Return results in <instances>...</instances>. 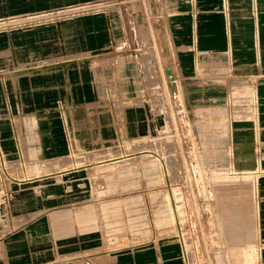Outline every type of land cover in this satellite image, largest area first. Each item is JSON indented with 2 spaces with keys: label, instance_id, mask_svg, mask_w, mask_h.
<instances>
[{
  "label": "crops",
  "instance_id": "crops-1",
  "mask_svg": "<svg viewBox=\"0 0 264 264\" xmlns=\"http://www.w3.org/2000/svg\"><path fill=\"white\" fill-rule=\"evenodd\" d=\"M35 2L0 0V18L35 11ZM165 5L169 19L163 21L167 26L163 31L177 56L176 81L180 77L189 103L192 97L207 98L206 79L196 77L192 67L197 61L209 67L228 65L235 86L257 90L253 119H232L233 152L236 166L255 170L259 148L264 167V74L260 73H264V0H258L256 17L252 0H228V8L223 0H165ZM128 29L120 12L112 10L0 32V144L8 159L18 162L22 153L28 164L43 162L70 151L93 152L151 135L155 118L143 99V59L135 58L129 48L117 47L116 39L125 38ZM255 30L261 35L259 55ZM106 52L113 54L107 58ZM224 97L226 93L213 102L221 103ZM77 171H66L62 184L49 181L54 175L38 180L43 184L40 189L19 188L12 208L14 231L0 243V264H61L60 258L77 264L79 256L93 254H79L83 243L96 241L97 236L78 228L77 208L72 205L98 203H83L85 190L68 178H75ZM257 184L261 233L256 255L264 264V173ZM246 205L254 215L253 205ZM73 211L70 224L65 217ZM153 243L139 247L137 264H175L177 243L165 239ZM122 256H114L111 264H135Z\"/></svg>",
  "mask_w": 264,
  "mask_h": 264
},
{
  "label": "rangeland",
  "instance_id": "rangeland-1",
  "mask_svg": "<svg viewBox=\"0 0 264 264\" xmlns=\"http://www.w3.org/2000/svg\"><path fill=\"white\" fill-rule=\"evenodd\" d=\"M223 5L228 8V0H223ZM252 5L256 17L258 0H252ZM62 9L70 11L58 13ZM112 10L120 12L122 24L129 28L125 38L121 35L116 39L120 43L117 47L129 48L135 58L143 59V99L155 118L154 130L150 136L132 143L93 152L70 151L48 161L26 162L25 169H19L18 178L67 167L78 170L75 178H68L85 190L83 203L98 205H72L77 208L78 228L85 235L97 236L96 241L84 242L79 253L93 256H79L77 264H111L118 255L137 264L139 247L164 239L179 247V253L173 257L175 264H261L256 250L261 233L257 182L264 173L262 156L258 148L255 170L236 166L231 125L235 116L253 119L257 90L235 86L230 81L234 71L228 65L212 63L209 67L198 61L192 67L196 77L206 79L205 101L192 97L189 103L180 77L173 87L167 86L166 68L170 66L175 77L173 62L177 56L163 31L167 29L163 21L167 23L169 19L165 0H36L35 11L0 18V32ZM260 38L255 30L258 55ZM111 54L106 52L104 57ZM225 93L221 103L213 102ZM64 124L68 130L67 118ZM144 149L154 151L156 156L136 154ZM132 153L134 157L124 160ZM110 157H122L119 160L124 161H102ZM75 161L80 169L74 168ZM50 179L51 183L62 184L67 176ZM41 183L22 181L20 188L40 189ZM248 203L253 205L254 215L246 209ZM174 204L179 217L173 211ZM73 214L74 211L69 212L65 217L70 224L74 223ZM252 242L256 247L251 246ZM184 247L188 261L184 260ZM60 259L61 264H73L71 259Z\"/></svg>",
  "mask_w": 264,
  "mask_h": 264
},
{
  "label": "built area",
  "instance_id": "built-area-1",
  "mask_svg": "<svg viewBox=\"0 0 264 264\" xmlns=\"http://www.w3.org/2000/svg\"><path fill=\"white\" fill-rule=\"evenodd\" d=\"M66 11L70 10L62 9L59 10L58 13ZM168 77L169 81H167V86L170 84L175 85L176 78L172 75ZM25 163L26 160L22 153L19 154L18 162L16 159L15 161L8 159L0 144V243L14 231L12 208L17 199L21 185L18 179L20 173H18L16 169L18 167L24 170Z\"/></svg>",
  "mask_w": 264,
  "mask_h": 264
},
{
  "label": "bare ground",
  "instance_id": "bare-ground-1",
  "mask_svg": "<svg viewBox=\"0 0 264 264\" xmlns=\"http://www.w3.org/2000/svg\"><path fill=\"white\" fill-rule=\"evenodd\" d=\"M224 1H226V0H224ZM226 5V4H225ZM229 37V36H228ZM228 39V38H227ZM230 125V124H229ZM140 153V155H150L151 157H152V155H155L156 156V153L154 152V151H151V150H149V149H144V150H140V151H138V152H136V154H139ZM127 155V154H126ZM142 155V156H143ZM135 156V154L134 153H132V156H130V157H127V158H125L124 160H126V159H128V160H130L132 157H134ZM154 157V156H153ZM122 157H119V158H116V157H112V158H110L111 159V161H114V162H123L124 160H119V159H121ZM118 160V161H117ZM129 162V161H128ZM74 164V163H73ZM79 164H77L76 163V161H75V165H74V168L75 169H80V168H78V167H80V166H78ZM73 168V167H72ZM66 169V170H65ZM68 169H70V168H64V169H62V170H59V171H56V172H49V173H46V174H43V175H38V176H33V175H30V174H25L26 175V177L24 178H18L19 180H20V182H31V183H34V182H36V181H38V180H42V179H46V177H49V176H58V175H63L64 173H66V171H71V170H68ZM33 180V181H32ZM171 198L173 199V194L171 193ZM170 198V199H171ZM173 211H175L174 213H175V215H176V217L178 216L177 215V210H176V206H175V204H174V210ZM174 215V216H175ZM176 217H175V220H176ZM179 217V216H178ZM176 222H178L179 223V228H180V220L177 218V221ZM180 229H182V228H180ZM181 231V230H180ZM182 234V233H181ZM184 240V239H183ZM182 243L184 244V242L182 241ZM183 249V248H182ZM183 255H184V260L185 261H188V257H187V250H186V248L184 247V249H183Z\"/></svg>",
  "mask_w": 264,
  "mask_h": 264
},
{
  "label": "water",
  "instance_id": "water-1",
  "mask_svg": "<svg viewBox=\"0 0 264 264\" xmlns=\"http://www.w3.org/2000/svg\"><path fill=\"white\" fill-rule=\"evenodd\" d=\"M166 74L167 75H172L173 74V71H172V68L170 66H168L166 68ZM172 87L174 86L173 84H170Z\"/></svg>",
  "mask_w": 264,
  "mask_h": 264
}]
</instances>
